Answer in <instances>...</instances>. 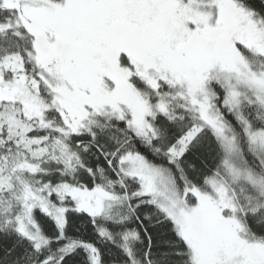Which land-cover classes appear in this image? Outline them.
Segmentation results:
<instances>
[{
    "label": "snow or ice",
    "instance_id": "6c2138e0",
    "mask_svg": "<svg viewBox=\"0 0 264 264\" xmlns=\"http://www.w3.org/2000/svg\"><path fill=\"white\" fill-rule=\"evenodd\" d=\"M0 264H264V0H0Z\"/></svg>",
    "mask_w": 264,
    "mask_h": 264
}]
</instances>
